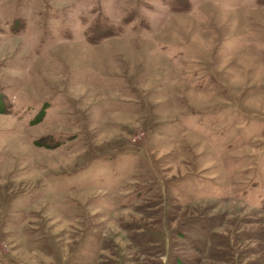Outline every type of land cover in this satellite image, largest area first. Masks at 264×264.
Wrapping results in <instances>:
<instances>
[{"label":"rangeland","instance_id":"1","mask_svg":"<svg viewBox=\"0 0 264 264\" xmlns=\"http://www.w3.org/2000/svg\"><path fill=\"white\" fill-rule=\"evenodd\" d=\"M0 264H264V0H0Z\"/></svg>","mask_w":264,"mask_h":264},{"label":"trees","instance_id":"2","mask_svg":"<svg viewBox=\"0 0 264 264\" xmlns=\"http://www.w3.org/2000/svg\"><path fill=\"white\" fill-rule=\"evenodd\" d=\"M41 117H42V115H41ZM41 117H40V118H41Z\"/></svg>","mask_w":264,"mask_h":264}]
</instances>
